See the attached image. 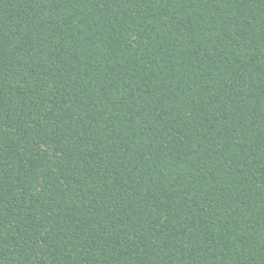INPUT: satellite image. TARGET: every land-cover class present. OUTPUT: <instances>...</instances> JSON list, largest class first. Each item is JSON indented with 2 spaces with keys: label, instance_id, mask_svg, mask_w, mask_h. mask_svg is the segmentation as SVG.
<instances>
[{
  "label": "trees",
  "instance_id": "obj_1",
  "mask_svg": "<svg viewBox=\"0 0 264 264\" xmlns=\"http://www.w3.org/2000/svg\"><path fill=\"white\" fill-rule=\"evenodd\" d=\"M0 264H264V0H0Z\"/></svg>",
  "mask_w": 264,
  "mask_h": 264
}]
</instances>
